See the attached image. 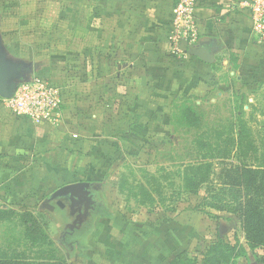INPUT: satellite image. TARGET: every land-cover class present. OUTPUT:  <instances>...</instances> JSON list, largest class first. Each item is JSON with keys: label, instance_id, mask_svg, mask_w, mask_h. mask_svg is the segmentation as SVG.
Masks as SVG:
<instances>
[{"label": "crops", "instance_id": "crops-1", "mask_svg": "<svg viewBox=\"0 0 264 264\" xmlns=\"http://www.w3.org/2000/svg\"><path fill=\"white\" fill-rule=\"evenodd\" d=\"M241 1L199 0L196 38L187 45L170 41L173 0H0V56L20 80L51 78L81 129L95 123L100 131L124 137L125 124L137 129L145 116L155 120L163 101L203 97L215 87L264 74V42L254 38ZM192 50L207 51L211 62L193 56ZM3 100L0 210L50 216L45 233L51 241L47 229L62 224L75 234L95 219L76 264H171L182 253L200 261L209 245L202 236L195 239L189 226L197 213L158 220V214L101 211L90 181L60 182L66 170L69 178L75 175V168H67L59 157L81 153L69 147L76 136L63 125L53 130L17 120ZM113 126L115 134L109 129ZM79 182L88 184L92 209L70 212L75 200L51 198L59 188Z\"/></svg>", "mask_w": 264, "mask_h": 264}, {"label": "rangeland", "instance_id": "rangeland-1", "mask_svg": "<svg viewBox=\"0 0 264 264\" xmlns=\"http://www.w3.org/2000/svg\"><path fill=\"white\" fill-rule=\"evenodd\" d=\"M12 28L14 32L16 28L14 26ZM49 80L53 81L51 78ZM240 96L242 101L239 100ZM68 101L65 97L61 123L52 129L58 130L63 125L67 133L72 137L76 136L73 137L76 144L70 143L69 147L76 148L81 153L75 155L69 153L65 158L59 157L61 161L64 160L67 168H75L73 177L69 178L66 170L63 176L66 179L63 181L60 179V182L80 179L90 181L96 189L92 194L93 200L100 205L101 211L118 214L122 212L138 215L158 214L160 215L158 220H167L176 214L197 213V219L188 220L193 223L189 226L195 239L202 236L204 243L209 246L217 241L230 246L238 242L246 254L239 257L236 264H264V250L251 251L246 245L236 202L231 195L212 190L214 194L222 195L219 203H209L206 189H201L196 195L183 193L178 197L177 190L181 182L176 173L178 166L195 160L201 154L202 151L195 145V141L200 140L203 134L215 129L220 132L230 129L229 124L235 121L241 105L242 118L248 123L260 150H264V74L254 75L250 79L245 77L242 83L231 82L221 88L215 87L203 97L182 96L175 100L163 101L158 107L161 114L158 112L160 115L155 117V120L145 116L143 121L137 123V129H127L128 125L125 124L124 137L120 135L113 137L108 131H100L98 127L101 125L95 123L87 122L81 129L79 120L74 123V110ZM65 112L68 113V117ZM183 118H186L187 122ZM17 120L30 123L21 118ZM115 126L109 128L114 134ZM121 128V125H118L119 133ZM51 161L56 162V159L53 158ZM220 169L221 165L215 162L214 173H218ZM52 173L50 172L49 176L51 179L54 176ZM49 186H53V182H49ZM18 211L20 215L30 213L25 209ZM33 212L35 229L40 231L43 228L45 231V227L51 223V217ZM94 220L85 221L82 229L76 230L75 234L69 229L64 230L62 224L60 227L47 229L53 240L51 249L54 255L46 251H40L36 255H47L48 258L53 255L55 258L64 259L67 264H76L77 257L88 247ZM31 225L33 222H28L27 226ZM23 230L24 227L18 217L0 220V254L9 255L13 250L26 249L21 236ZM62 231L67 233L60 237ZM222 248L220 252H226ZM221 254L220 264H230ZM227 254L229 255L228 252Z\"/></svg>", "mask_w": 264, "mask_h": 264}, {"label": "trees", "instance_id": "trees-1", "mask_svg": "<svg viewBox=\"0 0 264 264\" xmlns=\"http://www.w3.org/2000/svg\"><path fill=\"white\" fill-rule=\"evenodd\" d=\"M239 100L242 101L241 96ZM242 109L241 105L235 121L229 124V130L220 132L215 129L195 141L202 152L195 160L178 166L176 173L181 184L177 196L183 193L196 195L201 189H206L209 203H219L222 195L214 194L212 190L230 194L236 202L247 247L251 251L264 250V150H260L248 123L242 118ZM183 120L187 122L186 118ZM215 162L221 165L218 173H214ZM13 216L18 217L24 227L21 236L26 249L13 250L9 255L0 254V264H67L64 259L53 256L52 241L42 227L40 231L35 229L31 213L20 215L12 210H0V220H11ZM30 221L33 225L28 227ZM221 248L226 252H220ZM40 251L53 255L49 258L47 255H36ZM220 253L230 264H236L246 251L238 242L230 246L217 241L205 250L199 262L196 257L182 253L171 264H220Z\"/></svg>", "mask_w": 264, "mask_h": 264}, {"label": "built area", "instance_id": "built-area-1", "mask_svg": "<svg viewBox=\"0 0 264 264\" xmlns=\"http://www.w3.org/2000/svg\"><path fill=\"white\" fill-rule=\"evenodd\" d=\"M170 15V41L187 45L196 38V10L199 0H173ZM240 7L252 26L254 38L264 42V0H242ZM4 106L14 117L25 119L33 125L57 127L62 119L63 92L45 77L33 76L21 81Z\"/></svg>", "mask_w": 264, "mask_h": 264}, {"label": "water", "instance_id": "water-1", "mask_svg": "<svg viewBox=\"0 0 264 264\" xmlns=\"http://www.w3.org/2000/svg\"><path fill=\"white\" fill-rule=\"evenodd\" d=\"M191 54L200 58L204 62H211L210 54L205 50H192ZM27 79L20 80V77L14 74L9 66L5 64L4 59L0 56V97L9 99L14 93L18 83ZM88 184L79 182L74 184L65 185L56 190L51 198L68 197L74 201L80 199V196L85 193ZM75 202V201H74Z\"/></svg>", "mask_w": 264, "mask_h": 264}, {"label": "flooded vegetation", "instance_id": "flooded-vegetation-1", "mask_svg": "<svg viewBox=\"0 0 264 264\" xmlns=\"http://www.w3.org/2000/svg\"><path fill=\"white\" fill-rule=\"evenodd\" d=\"M69 210L74 211L76 210V212H82V211H87L89 209L93 208V203L91 200V193L90 191H86L83 195L80 196V199L75 200V202L72 204V206L69 205ZM81 216H77L74 221L76 224H79L81 222ZM72 229V227H70V230Z\"/></svg>", "mask_w": 264, "mask_h": 264}]
</instances>
